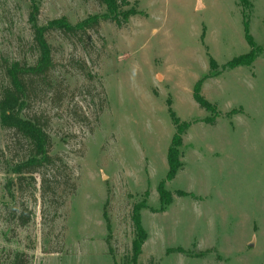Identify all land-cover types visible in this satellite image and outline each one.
I'll list each match as a JSON object with an SVG mask.
<instances>
[{"label":"rangeland","instance_id":"1","mask_svg":"<svg viewBox=\"0 0 264 264\" xmlns=\"http://www.w3.org/2000/svg\"><path fill=\"white\" fill-rule=\"evenodd\" d=\"M117 2L133 11L122 27L102 20L89 36L46 32L53 88L38 84L21 114L41 118L78 187L68 195L53 184L44 198L40 173L18 189L16 165L31 148L4 125L6 68L35 63L36 26L108 10L96 0H0V264L17 251L33 264H264V0L247 7L262 52L235 68L225 65L251 50L239 0ZM173 112L190 125L177 147L183 166L168 179ZM161 182L172 195L164 210ZM144 202L147 238L135 262L132 216ZM22 203L33 212L25 226L15 218Z\"/></svg>","mask_w":264,"mask_h":264},{"label":"trees","instance_id":"2","mask_svg":"<svg viewBox=\"0 0 264 264\" xmlns=\"http://www.w3.org/2000/svg\"><path fill=\"white\" fill-rule=\"evenodd\" d=\"M107 7V13L102 16L93 15L86 20L73 25L66 17L50 20L47 27H35L33 33V45L37 49L38 56L33 64L27 62L14 61L6 68L8 76V83L2 90L1 109L3 112L4 125L14 130L22 139H24L30 146L31 151L27 158L16 165V172L18 173V189L23 192L24 182L30 178L36 180L35 173L42 175L41 190L42 197L51 196L53 184L58 186L64 183L67 188V194H74L77 190V183L74 173L70 165L58 154H52L53 142L50 134L47 132L44 124L41 123V118L34 114L31 117H26L21 114V110L28 107L33 95H37V86L43 83L48 90H52L53 84L50 79L51 72L55 68V60L52 53V45L45 37L46 32L51 28L60 29L69 36L79 37L80 34L89 36V31L99 33L102 20H111L120 27L128 23L133 11L122 10L117 0H96ZM239 4L243 9L244 26L246 32V39L251 46L248 53L234 57L225 66L226 68H235L241 65H252L262 50L258 49L256 41L250 33L249 25L250 18L247 13V7L250 0H239ZM260 47V46H259ZM217 62L212 58L211 64L214 68ZM196 100L204 107L211 109L212 104L207 101L198 91L195 92ZM105 105H102L101 112H103ZM177 124V131L173 137L172 144L169 148L168 161L170 170L168 179L173 178L178 170L183 166L179 159L177 147L182 144V133L184 129L190 125L185 122L180 123V118L172 113ZM160 200L162 209L171 203L172 195L166 189L165 182L159 185ZM182 194L186 192L182 191ZM65 205V198L57 206V210ZM109 199L105 204L104 217L107 222L108 231H111V220L108 216L107 207ZM146 202L135 205L133 211V221L135 224L136 235L133 241L134 261L138 260V256L142 252V245L147 238V231L142 224L141 210L146 208ZM33 212L25 204L22 203L15 211V218L20 226L27 225L32 219ZM111 234L107 237V243L110 244ZM8 264H33L32 257L27 252L17 251L11 253Z\"/></svg>","mask_w":264,"mask_h":264}]
</instances>
